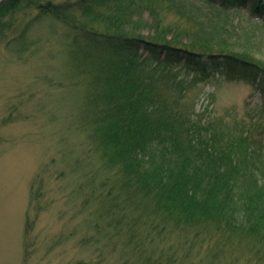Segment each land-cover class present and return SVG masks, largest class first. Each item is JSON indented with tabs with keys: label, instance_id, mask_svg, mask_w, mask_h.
<instances>
[{
	"label": "trees",
	"instance_id": "16d2710c",
	"mask_svg": "<svg viewBox=\"0 0 264 264\" xmlns=\"http://www.w3.org/2000/svg\"><path fill=\"white\" fill-rule=\"evenodd\" d=\"M155 2L176 26L153 17V32L144 35L142 15L153 13V0H2L0 36L15 30L5 43L26 50L42 15L67 28L72 77L85 87L77 128L89 130L104 166L116 169L95 189L96 174L82 176L88 223L110 245L113 264H234L239 257L264 264L260 117L217 122L189 99L183 81L149 67H183L200 78L220 72L264 95V64L238 48V24H225L230 10L247 8L246 18L254 14L263 25L264 1L204 0L209 9L192 0ZM33 9L15 28L14 17ZM32 197L38 202L37 191Z\"/></svg>",
	"mask_w": 264,
	"mask_h": 264
},
{
	"label": "rangeland",
	"instance_id": "374dc122",
	"mask_svg": "<svg viewBox=\"0 0 264 264\" xmlns=\"http://www.w3.org/2000/svg\"><path fill=\"white\" fill-rule=\"evenodd\" d=\"M155 1L153 13L142 15L144 35L153 32V17L176 26L174 15ZM192 2L209 9L204 0ZM248 12L230 10L225 24H238V48L264 64V27L254 14L247 19ZM35 13H18L15 28ZM40 19L26 35L31 42L26 50L5 43L15 30L0 36V264H113L110 245L88 223L92 206L82 199L88 178L96 174L95 189L116 169L104 166L89 130L77 128L85 87L72 77L67 28L48 15ZM149 67L183 81L189 99L195 97L217 122L260 117L264 125V95L248 81L220 72L200 78L183 67ZM35 191L38 202L32 200ZM237 260L234 264H256Z\"/></svg>",
	"mask_w": 264,
	"mask_h": 264
},
{
	"label": "water",
	"instance_id": "95a60500",
	"mask_svg": "<svg viewBox=\"0 0 264 264\" xmlns=\"http://www.w3.org/2000/svg\"><path fill=\"white\" fill-rule=\"evenodd\" d=\"M1 1V0H0Z\"/></svg>",
	"mask_w": 264,
	"mask_h": 264
}]
</instances>
